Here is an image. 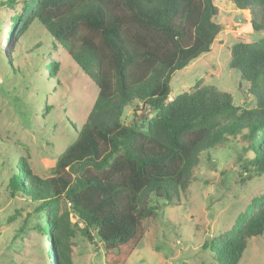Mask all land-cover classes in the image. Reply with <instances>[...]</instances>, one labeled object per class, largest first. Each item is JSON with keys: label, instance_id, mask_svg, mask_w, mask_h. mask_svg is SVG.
Here are the masks:
<instances>
[{"label": "trees", "instance_id": "obj_1", "mask_svg": "<svg viewBox=\"0 0 264 264\" xmlns=\"http://www.w3.org/2000/svg\"><path fill=\"white\" fill-rule=\"evenodd\" d=\"M41 1L36 17L47 39L62 46L97 88L87 120L81 127L72 122L77 138L57 158L54 175L43 179L18 158L9 181L12 196L21 193L45 216L44 233L53 228L58 255L52 264H73L78 236L101 243L106 258L142 240L144 222L157 213L153 203H178L201 154L231 138L243 142L239 160L248 179L264 178V38L231 47V69L250 84L254 107L236 106L230 94L213 88L169 101L174 74L210 53L222 30L215 0ZM231 1L250 11L254 31L264 32V0ZM35 3L0 0V8L14 14V28L20 12L25 17ZM46 70L48 87L57 86L59 63ZM127 109L134 114L129 124L123 121ZM247 210L248 221L240 216L232 233L204 245L216 264H238L248 241L264 237V193Z\"/></svg>", "mask_w": 264, "mask_h": 264}, {"label": "rangeland", "instance_id": "obj_2", "mask_svg": "<svg viewBox=\"0 0 264 264\" xmlns=\"http://www.w3.org/2000/svg\"><path fill=\"white\" fill-rule=\"evenodd\" d=\"M41 4L36 0L25 17L20 12L19 26L14 28L10 20L14 14L0 8V264H52L56 260L53 228L50 234L44 233L45 216L34 212L21 193L12 196L9 181L19 168L18 158L39 177L53 176L57 158L77 138L72 122L81 127L97 98L94 82L62 46H52L47 39V30L36 17ZM214 4L222 30L210 53L174 74L169 101L183 92L213 88L230 94L236 106L252 108L250 84L231 69V47L261 40L264 32L254 31L250 11L238 10L231 0ZM239 14L244 23L234 22ZM51 62L59 63V82L50 88L47 83L52 75L46 68ZM48 105L53 109L45 111ZM133 115L127 109L123 121L129 124ZM243 150L241 139L231 138L203 152L180 201L173 206L153 203L157 213L144 222L142 240L106 258L101 243L91 245L78 236L71 250L73 264H216L211 249L204 248L206 242L232 233L240 216L248 221V206L264 193V178L248 179L243 170V160H239ZM67 208L62 202L61 212ZM18 211L21 216L9 223L8 218ZM238 264H264V237L248 241Z\"/></svg>", "mask_w": 264, "mask_h": 264}, {"label": "water", "instance_id": "obj_3", "mask_svg": "<svg viewBox=\"0 0 264 264\" xmlns=\"http://www.w3.org/2000/svg\"><path fill=\"white\" fill-rule=\"evenodd\" d=\"M234 22L244 23V22H245L244 16H243L242 14L237 15V16L234 18Z\"/></svg>", "mask_w": 264, "mask_h": 264}]
</instances>
